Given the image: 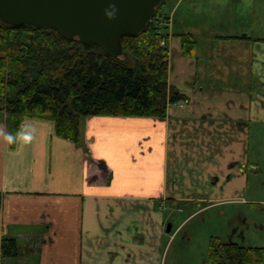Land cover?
Masks as SVG:
<instances>
[{"label":"crops","instance_id":"0c3cea01","mask_svg":"<svg viewBox=\"0 0 264 264\" xmlns=\"http://www.w3.org/2000/svg\"><path fill=\"white\" fill-rule=\"evenodd\" d=\"M249 4L232 14L237 30L212 31L197 56L182 54L167 29L168 82L190 102L169 105L165 118L86 116L74 142L57 136L51 121L25 117L18 131L31 125V142L0 136V243L9 236L20 248L0 264L178 263L164 257L185 225L174 226V212L186 211V221L243 196L250 172L263 171L252 155L263 154L264 34L244 23ZM225 38L230 81L200 66L211 47L225 53ZM0 128L10 132L8 119Z\"/></svg>","mask_w":264,"mask_h":264},{"label":"trees","instance_id":"16d2710c","mask_svg":"<svg viewBox=\"0 0 264 264\" xmlns=\"http://www.w3.org/2000/svg\"><path fill=\"white\" fill-rule=\"evenodd\" d=\"M166 4L161 0L142 31L122 38L123 59L51 28L0 19V117L7 114L10 132L30 117L51 121L57 136L77 142L86 116L165 118L169 105L188 97L168 82L169 51L160 44L169 27ZM175 36L182 54L197 56L198 40L191 32ZM210 241L206 264H264V247ZM19 255L17 240L2 237L1 258Z\"/></svg>","mask_w":264,"mask_h":264},{"label":"rangeland","instance_id":"374dc122","mask_svg":"<svg viewBox=\"0 0 264 264\" xmlns=\"http://www.w3.org/2000/svg\"><path fill=\"white\" fill-rule=\"evenodd\" d=\"M176 1L167 0L166 7H163L165 11L162 9L164 13L169 14L170 21L175 10L174 24L170 28V33L187 30L198 40V47L202 46V48L206 47V43L207 48L210 47L209 40L202 44L201 41L202 38H206L205 36L212 35V31L217 30V34H222L221 32L237 30L236 25L240 26L241 22L233 19L232 14L242 11L246 4V0H181L182 2L175 7ZM249 8L246 11L244 23L249 26V29L264 34V0H254V4H249ZM252 9L254 12L250 11ZM176 32L174 34H177ZM226 38L224 40L228 45L223 55L215 56L214 48L211 47L207 50V52L210 51V55L202 54L201 60L198 59V61L200 60V66L204 71L213 67L214 70L225 74V81H230L231 67L228 65L231 62V48L230 40ZM226 62L229 64L227 65ZM220 79L223 80L222 77ZM198 85H205V83L199 81ZM0 123H7L5 112L1 114ZM258 139L261 142V154H263L260 156L253 154L252 157L263 171L255 173V176L250 172L247 190L241 198L202 209L203 212L190 216L186 221V211L182 212L177 209L174 212L171 217L174 226L179 225L180 222H183L181 225L184 223L185 225L179 229L178 234L172 238L173 240L171 239L164 252V257H169L170 262H172L171 257H176L178 263L174 264H202L207 260L210 240L213 238H219L225 242L234 241L245 246L264 247V133L259 134ZM256 141L257 137L254 142Z\"/></svg>","mask_w":264,"mask_h":264},{"label":"water","instance_id":"95a60500","mask_svg":"<svg viewBox=\"0 0 264 264\" xmlns=\"http://www.w3.org/2000/svg\"><path fill=\"white\" fill-rule=\"evenodd\" d=\"M161 0H0V19L56 30L66 38L98 44L116 59L125 57L122 38L142 31ZM170 230V223L167 231Z\"/></svg>","mask_w":264,"mask_h":264},{"label":"clouds","instance_id":"9594fccd","mask_svg":"<svg viewBox=\"0 0 264 264\" xmlns=\"http://www.w3.org/2000/svg\"><path fill=\"white\" fill-rule=\"evenodd\" d=\"M0 136H2L3 139L9 144L15 143L17 138L22 140L24 143H29L33 139L34 130L31 125H25L23 129L15 133L4 131L2 128H0Z\"/></svg>","mask_w":264,"mask_h":264},{"label":"built area","instance_id":"2783aa9c","mask_svg":"<svg viewBox=\"0 0 264 264\" xmlns=\"http://www.w3.org/2000/svg\"><path fill=\"white\" fill-rule=\"evenodd\" d=\"M187 101V100H186ZM181 105V104H180Z\"/></svg>","mask_w":264,"mask_h":264}]
</instances>
